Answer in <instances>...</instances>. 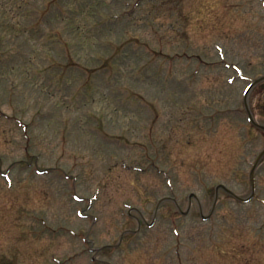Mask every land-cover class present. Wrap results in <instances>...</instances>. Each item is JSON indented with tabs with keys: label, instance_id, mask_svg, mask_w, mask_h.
<instances>
[{
	"label": "rangeland",
	"instance_id": "obj_1",
	"mask_svg": "<svg viewBox=\"0 0 264 264\" xmlns=\"http://www.w3.org/2000/svg\"><path fill=\"white\" fill-rule=\"evenodd\" d=\"M263 74V0H0V264H264Z\"/></svg>",
	"mask_w": 264,
	"mask_h": 264
},
{
	"label": "water",
	"instance_id": "obj_2",
	"mask_svg": "<svg viewBox=\"0 0 264 264\" xmlns=\"http://www.w3.org/2000/svg\"><path fill=\"white\" fill-rule=\"evenodd\" d=\"M262 79H264V76H262V77H260L257 81H259V80H262ZM245 107H246V109L249 111V109H248V105H247V100L245 99ZM254 124H256L255 122H254ZM257 125V124H256ZM257 126H259L260 128H263L264 129V126H262V125H257ZM262 154H264V150L260 153V155H259V157L262 155ZM219 186H223V185H219ZM224 187V186H223ZM217 188H218V186H217ZM216 188V189H217ZM225 188V187H224ZM251 189L252 190H254V183H253V177H252V174H251ZM226 190L227 191H229L230 193H232L230 190H228L227 188H226Z\"/></svg>",
	"mask_w": 264,
	"mask_h": 264
}]
</instances>
